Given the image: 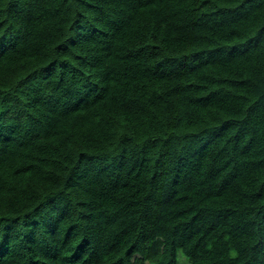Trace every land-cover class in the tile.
Listing matches in <instances>:
<instances>
[{
  "label": "trees",
  "instance_id": "1",
  "mask_svg": "<svg viewBox=\"0 0 264 264\" xmlns=\"http://www.w3.org/2000/svg\"><path fill=\"white\" fill-rule=\"evenodd\" d=\"M264 264V0H0V264Z\"/></svg>",
  "mask_w": 264,
  "mask_h": 264
},
{
  "label": "rangeland",
  "instance_id": "2",
  "mask_svg": "<svg viewBox=\"0 0 264 264\" xmlns=\"http://www.w3.org/2000/svg\"><path fill=\"white\" fill-rule=\"evenodd\" d=\"M179 257H180V263L179 264H190L189 262L186 261V259L182 255H180Z\"/></svg>",
  "mask_w": 264,
  "mask_h": 264
}]
</instances>
